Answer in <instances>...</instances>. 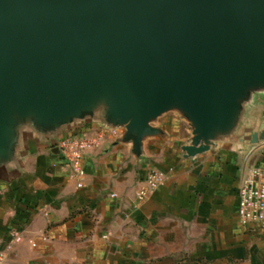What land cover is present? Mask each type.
I'll list each match as a JSON object with an SVG mask.
<instances>
[{"label": "water", "instance_id": "95a60500", "mask_svg": "<svg viewBox=\"0 0 264 264\" xmlns=\"http://www.w3.org/2000/svg\"><path fill=\"white\" fill-rule=\"evenodd\" d=\"M264 96V0H0V178L27 139L92 122L139 159L159 120L187 125L183 157L238 139ZM54 151H60L58 147Z\"/></svg>", "mask_w": 264, "mask_h": 264}, {"label": "crops", "instance_id": "0c3cea01", "mask_svg": "<svg viewBox=\"0 0 264 264\" xmlns=\"http://www.w3.org/2000/svg\"><path fill=\"white\" fill-rule=\"evenodd\" d=\"M158 126L165 136L146 140L139 159L119 134L85 153L81 188L58 143L27 139L19 167L0 178V250L20 237L6 264H264V231L238 220V188L249 168L264 169V144L244 154L234 139L186 159L185 122L169 113ZM263 126L257 95L237 138ZM99 129L86 122L63 137ZM151 170L165 180L138 200Z\"/></svg>", "mask_w": 264, "mask_h": 264}, {"label": "built area", "instance_id": "2783aa9c", "mask_svg": "<svg viewBox=\"0 0 264 264\" xmlns=\"http://www.w3.org/2000/svg\"><path fill=\"white\" fill-rule=\"evenodd\" d=\"M115 130H95L63 137L57 146L69 168L70 177L75 180L76 186H83L85 172L81 159L85 153L99 148L109 136H117ZM165 180V173L160 170H151L143 180L138 193V200H144ZM114 196V195H113ZM238 220L243 228H256L264 231V169L251 167L248 169L238 188ZM20 240L17 233L13 234L12 241L4 250H0V264H6L7 252L12 245Z\"/></svg>", "mask_w": 264, "mask_h": 264}]
</instances>
